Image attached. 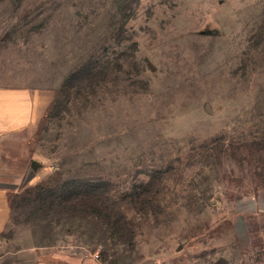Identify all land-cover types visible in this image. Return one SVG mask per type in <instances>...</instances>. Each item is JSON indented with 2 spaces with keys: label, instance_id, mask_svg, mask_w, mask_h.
<instances>
[{
  "label": "rangeland",
  "instance_id": "374dc122",
  "mask_svg": "<svg viewBox=\"0 0 264 264\" xmlns=\"http://www.w3.org/2000/svg\"><path fill=\"white\" fill-rule=\"evenodd\" d=\"M0 88L40 165L0 264H264V0H0Z\"/></svg>",
  "mask_w": 264,
  "mask_h": 264
},
{
  "label": "crops",
  "instance_id": "0c3cea01",
  "mask_svg": "<svg viewBox=\"0 0 264 264\" xmlns=\"http://www.w3.org/2000/svg\"><path fill=\"white\" fill-rule=\"evenodd\" d=\"M27 88H0V230L9 213V196L24 187L30 166L23 150L25 130L36 113Z\"/></svg>",
  "mask_w": 264,
  "mask_h": 264
},
{
  "label": "trees",
  "instance_id": "16d2710c",
  "mask_svg": "<svg viewBox=\"0 0 264 264\" xmlns=\"http://www.w3.org/2000/svg\"><path fill=\"white\" fill-rule=\"evenodd\" d=\"M58 189L59 191L56 189L47 190L39 198V202L42 204L45 201H49V204L56 202L57 206H62L63 212H73L79 210L81 212L95 215L97 218L107 217L104 214V210L108 208L107 205H103V203H98V201L91 200L89 196L79 197L72 189H62L60 186Z\"/></svg>",
  "mask_w": 264,
  "mask_h": 264
},
{
  "label": "water",
  "instance_id": "95a60500",
  "mask_svg": "<svg viewBox=\"0 0 264 264\" xmlns=\"http://www.w3.org/2000/svg\"><path fill=\"white\" fill-rule=\"evenodd\" d=\"M39 166H40L39 163H37L35 161H32L30 163V166H29L27 173H26L25 182L28 181L32 177V175H33L32 173L35 172Z\"/></svg>",
  "mask_w": 264,
  "mask_h": 264
}]
</instances>
